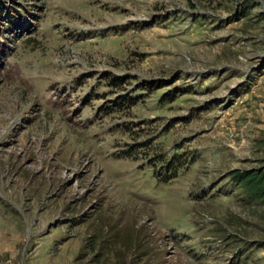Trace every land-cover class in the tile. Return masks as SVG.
Wrapping results in <instances>:
<instances>
[{"label":"rangeland","instance_id":"rangeland-1","mask_svg":"<svg viewBox=\"0 0 264 264\" xmlns=\"http://www.w3.org/2000/svg\"><path fill=\"white\" fill-rule=\"evenodd\" d=\"M260 179L264 0H0V264H264Z\"/></svg>","mask_w":264,"mask_h":264},{"label":"trees","instance_id":"trees-1","mask_svg":"<svg viewBox=\"0 0 264 264\" xmlns=\"http://www.w3.org/2000/svg\"><path fill=\"white\" fill-rule=\"evenodd\" d=\"M167 169H162L163 167L160 166V168L164 171V175H162L160 172L157 171L156 175L159 178L160 182H167V181H171L174 177L175 174L177 172V170L179 169V162L174 159H169L168 163H167ZM170 167V168H169ZM249 179V178H248ZM253 181V179H251ZM252 181H247V188L248 191L251 193H256L257 196L260 197H264V188H263V184L264 181L262 179L256 181V182H252Z\"/></svg>","mask_w":264,"mask_h":264}]
</instances>
